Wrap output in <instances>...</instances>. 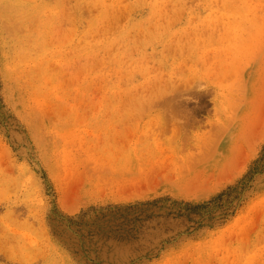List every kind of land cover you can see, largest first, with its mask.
Instances as JSON below:
<instances>
[{
	"label": "rangeland",
	"instance_id": "374dc122",
	"mask_svg": "<svg viewBox=\"0 0 264 264\" xmlns=\"http://www.w3.org/2000/svg\"><path fill=\"white\" fill-rule=\"evenodd\" d=\"M124 109L171 111L144 130L191 150L192 187L168 177L138 200L235 183L264 155V0H0V264H128L94 235L110 203L67 212L48 178ZM251 185L223 226L138 264H264V171Z\"/></svg>",
	"mask_w": 264,
	"mask_h": 264
},
{
	"label": "crops",
	"instance_id": "0c3cea01",
	"mask_svg": "<svg viewBox=\"0 0 264 264\" xmlns=\"http://www.w3.org/2000/svg\"><path fill=\"white\" fill-rule=\"evenodd\" d=\"M118 112L116 118L101 120L111 131L86 136L90 139L87 154L82 152L78 163L69 167L68 172L48 175L57 201L65 211H79L90 204L125 205L152 200H138V197L146 194V188L159 187L168 177L175 182L173 187H192L189 182L194 170L187 166L191 150L182 142V137L172 139V131L144 130L172 127V118H169L172 113H165L171 111L124 109ZM172 141L177 142L172 144ZM195 175H206V172L200 169Z\"/></svg>",
	"mask_w": 264,
	"mask_h": 264
},
{
	"label": "trees",
	"instance_id": "16d2710c",
	"mask_svg": "<svg viewBox=\"0 0 264 264\" xmlns=\"http://www.w3.org/2000/svg\"><path fill=\"white\" fill-rule=\"evenodd\" d=\"M263 171L264 155L238 181L201 203L159 197L101 207L94 211L93 223L100 220L94 235L101 241L104 239L108 254L113 252L112 245L128 247V264L152 261L180 239L198 237L202 231L214 230L228 222L248 198L255 176ZM86 216L76 218L83 220Z\"/></svg>",
	"mask_w": 264,
	"mask_h": 264
}]
</instances>
